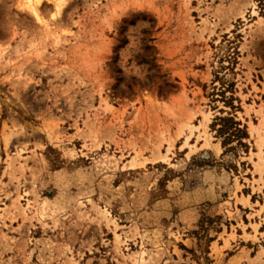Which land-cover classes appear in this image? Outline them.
<instances>
[{"label": "rangeland", "instance_id": "1", "mask_svg": "<svg viewBox=\"0 0 264 264\" xmlns=\"http://www.w3.org/2000/svg\"><path fill=\"white\" fill-rule=\"evenodd\" d=\"M39 12L0 0V264H264V0Z\"/></svg>", "mask_w": 264, "mask_h": 264}, {"label": "bare ground", "instance_id": "2", "mask_svg": "<svg viewBox=\"0 0 264 264\" xmlns=\"http://www.w3.org/2000/svg\"><path fill=\"white\" fill-rule=\"evenodd\" d=\"M24 4L26 5V8L38 19L40 18V12H39V6L42 0H23ZM49 1V0H47ZM55 1V7L57 10H60V6L62 5L63 0H54ZM59 12V11H58ZM257 169L259 168V165H256Z\"/></svg>", "mask_w": 264, "mask_h": 264}, {"label": "trees", "instance_id": "3", "mask_svg": "<svg viewBox=\"0 0 264 264\" xmlns=\"http://www.w3.org/2000/svg\"><path fill=\"white\" fill-rule=\"evenodd\" d=\"M238 131H241V130H238Z\"/></svg>", "mask_w": 264, "mask_h": 264}]
</instances>
